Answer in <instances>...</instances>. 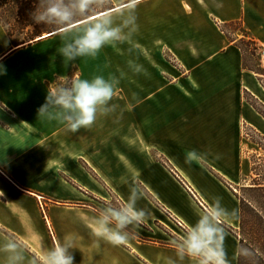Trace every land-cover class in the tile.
<instances>
[{
  "label": "crops",
  "instance_id": "0c3cea01",
  "mask_svg": "<svg viewBox=\"0 0 264 264\" xmlns=\"http://www.w3.org/2000/svg\"><path fill=\"white\" fill-rule=\"evenodd\" d=\"M111 1L98 17L116 22L119 39L71 62L65 43L98 17L24 44L0 23V264H45L65 237L74 264H211L178 250L207 212L200 203L208 210L216 197L228 213L219 220L224 260L237 264L234 186L251 172L243 126L264 139V117L251 104L264 106V88L239 45L264 49V0ZM96 76L114 94L91 125L73 132L60 111L38 114L53 82ZM133 189L135 208L147 213L140 229L119 244L98 236L92 196L109 190L125 207Z\"/></svg>",
  "mask_w": 264,
  "mask_h": 264
},
{
  "label": "clouds",
  "instance_id": "9594fccd",
  "mask_svg": "<svg viewBox=\"0 0 264 264\" xmlns=\"http://www.w3.org/2000/svg\"><path fill=\"white\" fill-rule=\"evenodd\" d=\"M93 0H38L33 20L38 24L67 27L78 16L86 14ZM120 28L112 26L110 17H98L90 22L74 39L65 43L62 55L68 61H75L79 57L95 56L96 53L111 41L119 39ZM4 73L0 65V74ZM114 94L113 86L102 76L88 80L75 81L71 86H61L56 91L48 93L45 103L38 114L47 116L51 109L62 113V120L70 131H77L81 127L91 125L96 119L97 111L108 104ZM196 153L190 152L187 162L195 159ZM136 192L129 198V204L121 209H105L98 218L101 230L96 234L104 237L113 244L121 243L127 236L126 229L131 225L143 222L147 213L135 208ZM228 215L222 207L221 198H213L207 212L200 216L198 222L179 244V255L204 254L212 249L216 255L211 264H226L222 248L224 238L219 220ZM231 215H236L235 211ZM17 250L18 245L12 242L8 245ZM74 247V240L65 237L64 242L49 250L45 264H74L70 249ZM19 259V256H17ZM207 260V258H206Z\"/></svg>",
  "mask_w": 264,
  "mask_h": 264
},
{
  "label": "rangeland",
  "instance_id": "374dc122",
  "mask_svg": "<svg viewBox=\"0 0 264 264\" xmlns=\"http://www.w3.org/2000/svg\"><path fill=\"white\" fill-rule=\"evenodd\" d=\"M31 1L33 0H0V20L5 24V26L9 29V31L13 34L12 37L14 41L17 42V44H20V43L24 44L28 41H31V39H29L28 36H30V33L33 30L34 26L31 24H28V19H30L31 15L33 14V12L30 10L36 8L38 4V0H35L36 4H33ZM21 3H25L29 11L27 10V12H22L24 15L26 14V16L24 17V15L22 14V16L20 15V19H17L18 17L17 12L19 10L18 7L21 6ZM21 10L22 9H20L19 11ZM97 15L100 16V14H97ZM115 23L116 22L113 20L112 24H115ZM229 32L231 36L234 38H239V36L243 33L242 31L238 29H229ZM246 49H247V52H245V59L247 60L246 62L248 65L254 68V70L256 71L255 76L258 79L259 84H261V86L264 88V67L262 66V62L260 59L261 53L254 50L252 44H249L248 48ZM61 86H68V82L56 81L52 83V87L54 88V91H56ZM251 130H254V129L249 128L248 126H243L242 131H243L244 139L241 144V152L243 156L248 158L247 160H249L251 163V168H250L251 172H248L246 174V176L243 178L244 181L241 180L238 186H234V189H235L234 192L238 193L239 197H241V200L244 203L245 216L248 219H254L255 218L254 215H256V213H259L261 215L262 214L261 211H263V206H264L263 203L260 204L261 201L259 203L255 202L256 198L252 196L253 194L247 191H244V188H242L244 186L251 185V183H253L252 179H255L257 177L256 175L259 176L260 182H264V140L262 139L263 137L261 138L260 136L257 135V132H254L255 130L253 132ZM163 163L173 171V168L171 167L169 163H167V161H164ZM173 174L181 181V179L176 175L174 171H173ZM218 178L223 181L221 177H218ZM92 198L94 200L92 201L93 204H91V205H94L92 206L93 213H97L98 215H100L107 208H111V209L124 208L123 205L120 203V201L109 190L104 192V199H96L93 196ZM256 201H258V199ZM200 205L203 209L208 211L202 203H200ZM139 225L140 224L129 226L126 229V232L131 235L136 234L135 232L140 229ZM233 233H235V235H237V237L240 239L245 238L249 240L247 233L243 234L239 227L237 228V230L234 229ZM56 246L57 245L55 244V247ZM203 255L210 262H212L213 256L207 253Z\"/></svg>",
  "mask_w": 264,
  "mask_h": 264
},
{
  "label": "trees",
  "instance_id": "16d2710c",
  "mask_svg": "<svg viewBox=\"0 0 264 264\" xmlns=\"http://www.w3.org/2000/svg\"><path fill=\"white\" fill-rule=\"evenodd\" d=\"M31 2L33 4H36L35 0ZM113 8L114 6L111 0H93L89 11L83 16H78L74 22L83 20L91 15L97 14L105 10H112ZM18 9L19 10L22 9L21 11L18 10L17 12V16H18L17 19H20V15L22 16L23 14L22 12H27L28 8H27V5H25V3H21V6H19ZM30 11L34 12L35 9H32ZM25 16L26 14L24 15V17ZM0 23L2 24L7 34L9 36H13V34L9 31V29L5 26V24L1 20H0ZM28 24H31L34 26L33 30L30 33V36H28V38L31 40H34L36 37L41 36L43 33L50 32L51 30L64 28L60 26L54 27L50 25L38 24L33 20L32 15H31V18L28 19ZM249 44H250V41L248 42L241 41V44L239 46L241 47L243 52L244 51L247 52L246 48H248ZM246 61H247L246 59H243V67L245 69L254 70V68L248 65ZM252 101H251V104L253 105V107L264 117V106L261 104H258L256 101H253V102ZM251 131L253 132L254 130H251ZM257 135L260 136L258 133ZM91 173L93 174L92 171ZM256 176H257L256 178L258 179L256 178L252 179L253 183H251V185L244 186L242 188H244V191L252 193L253 194L252 196H254L256 200L258 199V201L255 200V202L259 203L261 201L260 204L262 203L264 204V182H260L259 176L258 175ZM235 195L238 198L239 203H240L239 228L241 229L243 234L247 233L249 237V240L245 238L240 239L236 235V237L238 238L237 264H264V206H263V211H261L262 212L261 215L259 213H256V215H254L255 216L254 219H248L245 216V207H244L243 201L241 200V197H239L238 193H235Z\"/></svg>",
  "mask_w": 264,
  "mask_h": 264
},
{
  "label": "water",
  "instance_id": "95a60500",
  "mask_svg": "<svg viewBox=\"0 0 264 264\" xmlns=\"http://www.w3.org/2000/svg\"><path fill=\"white\" fill-rule=\"evenodd\" d=\"M107 11H109V10H105V11H102V12H99V13H97V14H101V13H104V12H107ZM97 14H94V15H91V16H95V15H97ZM90 17V16H89ZM88 18V17H87ZM86 19V18H85ZM84 20V19H83ZM83 20H79V21H77V22H74V23H72L71 25H74V24H77V23H79V22H81V21H83ZM70 26V25H69Z\"/></svg>",
  "mask_w": 264,
  "mask_h": 264
},
{
  "label": "built area",
  "instance_id": "2783aa9c",
  "mask_svg": "<svg viewBox=\"0 0 264 264\" xmlns=\"http://www.w3.org/2000/svg\"><path fill=\"white\" fill-rule=\"evenodd\" d=\"M261 62H262V66L264 67V49H262L261 51Z\"/></svg>",
  "mask_w": 264,
  "mask_h": 264
},
{
  "label": "bare ground",
  "instance_id": "6f19581e",
  "mask_svg": "<svg viewBox=\"0 0 264 264\" xmlns=\"http://www.w3.org/2000/svg\"><path fill=\"white\" fill-rule=\"evenodd\" d=\"M104 13H106V12H104ZM104 13H101L100 15H102V14H104ZM99 15H96V16H90V17H88V18H86V20H90V19H93V18H95V17H98ZM84 21H85V19H84Z\"/></svg>",
  "mask_w": 264,
  "mask_h": 264
}]
</instances>
